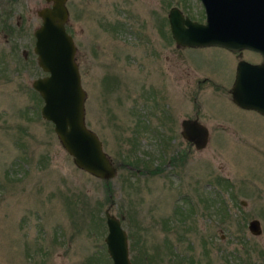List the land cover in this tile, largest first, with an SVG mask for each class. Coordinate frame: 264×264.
<instances>
[{"label": "rangeland", "instance_id": "374dc122", "mask_svg": "<svg viewBox=\"0 0 264 264\" xmlns=\"http://www.w3.org/2000/svg\"><path fill=\"white\" fill-rule=\"evenodd\" d=\"M46 4L0 0V264H113L106 208L132 264H264V114L230 92L238 58L256 63L255 50H177L168 11L205 22L201 0H67L86 124L121 165L106 183L41 115L33 31ZM196 114L210 134L200 149L181 134ZM136 159L147 166L130 176Z\"/></svg>", "mask_w": 264, "mask_h": 264}, {"label": "water", "instance_id": "95a60500", "mask_svg": "<svg viewBox=\"0 0 264 264\" xmlns=\"http://www.w3.org/2000/svg\"><path fill=\"white\" fill-rule=\"evenodd\" d=\"M37 14L41 23L34 29V52L38 65L46 72L31 81L43 100L40 112L54 125V131L72 156L74 164L99 178L109 180L117 166L105 151L98 134L85 119L86 90L82 86L76 45L66 30L69 17L67 0H46ZM205 22L184 15L171 6L168 20L172 36L183 46L217 45L231 50L249 48L264 56V0H201ZM232 100L240 107L264 114V59L253 63L239 59L233 84ZM182 135L197 149L209 142V129L197 118L181 121ZM107 233L104 237L113 264H132L128 235L121 219L109 208L104 210ZM253 234L262 231L259 219L248 222Z\"/></svg>", "mask_w": 264, "mask_h": 264}, {"label": "flooded vegetation", "instance_id": "af4514ba", "mask_svg": "<svg viewBox=\"0 0 264 264\" xmlns=\"http://www.w3.org/2000/svg\"><path fill=\"white\" fill-rule=\"evenodd\" d=\"M168 18V17H167ZM157 20H159L160 18H156ZM6 21V20H5ZM4 23H6V22H4ZM18 24L17 23H14V24H7L6 25V27H7V29L8 30H11L13 27H16V28H18V26H17ZM67 26H69L70 27V25L69 24H67L66 23V29H67ZM170 33L172 34V32L170 31ZM172 38H173V40H174V44H175V48L178 50V49H189V48H196V47H192V46H181V45H179V44H177V42H176V40H175V38L172 36ZM34 47V46H33ZM77 47V46H76ZM34 50V49H33ZM247 50V49H246ZM249 50V49H248ZM241 51L242 50H240V52H238V56H239V54L241 53ZM252 51V50H251ZM233 52V51H232ZM253 52H255L258 56H259V60L258 61H255V62H261L263 59H264V56L260 53V52H258V51H253ZM24 58H25V56H24ZM238 60H239V58H238ZM238 60H237V62H238ZM252 61V60H251ZM236 65H237V63H236ZM235 72H236V68H235ZM234 72V73H235ZM114 83H115V81H112V82H110L109 83V86H111V87H113L114 86ZM107 87H108V85H107ZM156 86L154 87L153 86V90L155 89L156 90ZM109 89V88H108ZM126 90V89H125ZM157 92V91H156ZM154 96V94H152V97ZM107 101H108V98H106V101H105V104L107 103ZM109 111H110V107H109ZM134 113V112H133ZM136 114V116H138L139 114L138 113H135ZM190 118H197L199 121H201L200 119H199V115H195L194 117H190ZM182 121V120H181ZM137 123L138 124H141L142 125V129L143 130H147V129H149L150 128V126L147 124V123H144V121L143 120H141L140 118H137ZM146 124H147V129H146ZM148 131V130H147ZM181 134H182V128H181ZM186 139V138H185ZM187 141H189L188 139H187ZM189 144H191V145H194L191 141H189ZM195 146V145H194ZM114 161V160H113ZM170 161V160H169Z\"/></svg>", "mask_w": 264, "mask_h": 264}, {"label": "trees", "instance_id": "16d2710c", "mask_svg": "<svg viewBox=\"0 0 264 264\" xmlns=\"http://www.w3.org/2000/svg\"><path fill=\"white\" fill-rule=\"evenodd\" d=\"M36 91V90H35ZM146 127V129H147V125L145 126ZM148 130V129H147ZM122 165H124V164H122ZM118 166H121V165H118ZM147 166V164L146 163H144V162H141L140 160H134V161H132V162H130V164H129V166H127V169H128V171H129V174L128 175H130V176H133L134 174H137V173H139V172H142L143 171V169H142V167H146ZM105 181V180H104ZM106 183H108V181H105ZM228 183H226V185H227ZM107 185V184H106ZM107 186H109V184L107 185ZM106 218V217H105ZM106 220V219H105ZM249 256V255H248ZM110 258V257H109ZM133 260L135 261V259L133 258ZM112 261V260H111ZM133 261V262H134Z\"/></svg>", "mask_w": 264, "mask_h": 264}, {"label": "bare ground", "instance_id": "6f19581e", "mask_svg": "<svg viewBox=\"0 0 264 264\" xmlns=\"http://www.w3.org/2000/svg\"><path fill=\"white\" fill-rule=\"evenodd\" d=\"M243 49H248V48H242V50ZM201 58V57H200ZM200 65V64H199ZM114 162V161H113ZM116 166H117V168H118V165L116 164V163H114ZM103 180H105V179H103ZM110 180V179H109ZM109 180H106V181H109Z\"/></svg>", "mask_w": 264, "mask_h": 264}]
</instances>
